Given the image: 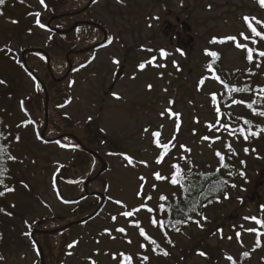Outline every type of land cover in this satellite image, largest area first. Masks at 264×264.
<instances>
[{
    "label": "rangeland",
    "instance_id": "374dc122",
    "mask_svg": "<svg viewBox=\"0 0 264 264\" xmlns=\"http://www.w3.org/2000/svg\"><path fill=\"white\" fill-rule=\"evenodd\" d=\"M257 8L255 0H101L91 9L92 16L87 18L85 14L81 21L94 20L103 29L101 41L110 34L112 44L92 56L93 61L88 67L70 74L65 81H58L59 89L49 93L46 85H51V72L46 60L38 52L28 57L27 51L46 50V40L50 42L51 36L45 27L51 17L42 16L44 8L39 0H23V3L16 0L11 4L0 19V46L10 44L22 58L28 57L29 68L46 83L47 114L46 108L45 112L42 109L34 111V98L28 101L33 117L45 113L42 133L47 139L68 137L65 142L70 147L74 146V138H78L103 158L107 169L101 173L102 164L99 166L91 160L93 170H98L97 176H92L96 180L93 185H90L92 177L84 187L63 183L62 195L67 200L80 198L82 201L84 190L90 194V198L78 205L76 201L67 204L55 189L54 174L59 167L72 166L80 155L78 150L43 145L34 123L15 131L20 142L11 144L15 157L13 174L19 176L20 182L14 187L12 196L9 194V202L0 205L4 210L0 211V228L5 231L7 239L12 236L21 239L5 249L9 264H38V254L29 243L30 227L34 228L38 222H46V226L42 228L41 223L36 229L55 233L49 240L40 238L44 249L50 247L47 248V260L42 251L45 264H92L93 261L95 264H123L125 256H130L136 264H231L232 259L250 249L251 252L254 250L251 263L264 264V226L245 219H264V139L256 144L255 160L247 162L246 172L251 185L233 191L223 205L208 213L214 220L213 233L207 231L203 234L200 229L193 228L175 236L177 242L167 236L160 229L159 205L170 200L177 189L154 177L157 171L161 176L169 177L176 171L172 164L190 159L206 167L216 165V152L223 151L229 141L236 151L245 150L232 133L215 129L219 117L211 102L221 86L208 78L207 60L200 48L215 45L223 53L224 67L229 70L249 68L251 63L245 57L246 51L237 44L264 51V44L254 48L241 34L244 29L241 18L246 14L264 19V11ZM35 12H40L44 28L36 25L35 16L30 15ZM30 30L33 31L31 35L27 34ZM213 37L235 39L233 45L218 46L209 43ZM58 41L59 38L55 37L52 43L51 70L59 79L68 72L58 77L59 64L68 62L73 67L85 61L89 54L76 60L75 57L85 48L74 49L75 40L71 37L62 44L64 49L57 46ZM162 50L166 56L162 55ZM153 57L161 66L148 64L144 70L139 69L141 62ZM13 63L10 56L0 53V76L18 79L23 88L18 92L13 90V93L24 97L31 95L35 84L30 72L21 71ZM258 64V76L264 85V57ZM64 98H69L70 103L55 110L56 104H65ZM161 112L165 113L163 118ZM9 123L13 128L16 125L15 120ZM208 124L212 125L210 130ZM89 126L99 127L102 131L100 139L89 136ZM258 131L264 134L260 125ZM205 135L209 137L207 141L202 139ZM74 141L76 145L79 143ZM157 141L161 145L170 144V149L165 152L163 147L157 146ZM254 148L251 146L248 150ZM161 156L163 161L157 164ZM182 166L186 167V164ZM74 172L71 171L69 176ZM83 172L80 169L75 176L80 178ZM94 192L102 199L94 198ZM161 196L165 199L161 200ZM92 206L97 207L96 210L101 208V211L87 223H79L96 212L88 214L90 210L82 209ZM148 208L153 211L149 213ZM126 211L133 215L123 216ZM9 212L12 215L6 214ZM152 220L156 221L155 225ZM120 228L125 231L119 232ZM140 229L144 235L140 234ZM237 232L241 234L239 237ZM257 233H260L259 239ZM153 238L158 241L156 249L151 244ZM169 239L174 242L173 247L172 244H163ZM201 246L203 256L198 254L200 251L195 252ZM157 248L160 253H155ZM164 251L169 254L163 255ZM144 256H148L147 261L143 260Z\"/></svg>",
    "mask_w": 264,
    "mask_h": 264
},
{
    "label": "trees",
    "instance_id": "16d2710c",
    "mask_svg": "<svg viewBox=\"0 0 264 264\" xmlns=\"http://www.w3.org/2000/svg\"><path fill=\"white\" fill-rule=\"evenodd\" d=\"M90 1L91 0H44V4H42L44 8L42 16L47 15V17L49 18L53 16H60L55 21H53L52 26L54 28L65 31L73 27L75 24L78 25L69 33L64 34H60L56 30L50 29L48 26L45 27L46 31L50 33V42H47L46 40V53H38H41V55L46 60V66L47 55L50 58L51 64H53V52L51 51V48L54 46L52 43L55 41V37H58L60 40L57 43V46H61L60 48H63L62 44L66 43L69 37L75 40V45L73 47L74 49L80 47L85 48L83 52L78 53V55L75 57L76 60L78 59V57H83L84 55H86V53H88L90 56V54H93L96 51V49H93L92 47L101 42L103 29L98 26L97 23L92 19H88V22L81 21L83 15L85 14L87 18H90L92 16L91 9L101 0H92L91 3ZM14 2H16V0H6V3L4 5H0V10H2L3 12V14L0 15V19L6 14L7 10H9L11 4H13ZM255 2L258 7L257 9L263 12L264 6L261 5L260 0H255ZM244 17H249L253 26L257 27V30L262 33H264V19H260L254 14H246L241 18L244 26V29L241 31L242 36L247 37V41L254 48H258V45L264 44V37H256V42L253 43V34L248 27L249 21H246ZM40 19H42V17ZM257 21H259L260 23L257 24ZM32 33V30L27 31V34L29 35H31ZM213 38H216L217 41H219L225 39L226 37ZM213 38L209 41L210 44H213L211 43ZM109 39H113L110 34H108L107 40L104 44L108 45ZM233 43L234 39L225 40L224 43L218 42L216 44L220 46L233 45ZM78 44H81L82 46H78ZM244 45L245 47L242 48H244L246 51V57L247 46L246 44ZM9 49H11V51H9ZM30 50L27 51L28 57L37 53ZM200 50L207 60L205 68L207 70L208 78L217 81L221 86V89L218 90L215 94L216 99H212L211 102V105L215 109V111L217 108H219V112L216 111L219 120L215 129H224L226 132L232 133L236 139L240 140V146L247 149V151H236L235 148L232 147L233 144L229 141L225 146V149L223 151H219L220 156H218L217 158L216 165H208V167H206L205 165L200 164L197 160L192 159L191 161L190 159L179 163L182 171V180L177 185H172L170 182L171 176L175 174V171L174 173L172 172L169 177H165L166 180H164L163 182H167L171 186V188L177 189V192L176 194H174V196H170V200L164 202L165 211L159 212L158 217L159 221L164 220V226L160 227V229L164 231L167 236L173 238L175 242H177L175 236L181 235L182 233L190 231L193 228L200 229L201 231H203V234L207 233V231L213 233V231L215 230L214 228H212L214 220L208 216V213L223 205L224 201L232 195L233 191H238V189L244 190L251 185V180H249L248 173L246 172L247 162L255 160V157L257 156L256 151L258 150L256 144L260 139H264V134L258 131L259 125L260 128L264 130V116L259 114L260 112L264 111V92L260 91L261 89H264V85H262V83L260 82V76H258L257 68V64L263 60V57H260L258 54L260 51L253 49V59L250 62L248 61L249 63H251V66L249 68L243 70H229L224 67L223 53L221 52V50L217 49L215 45L213 48L205 47L200 48ZM212 52H215L217 54V58H213L212 56L207 54ZM0 53H4L6 56H10L12 61H14L13 64H15L21 71L24 72L28 70V63L26 65L24 63V61L28 60V57L22 58L19 51L14 49L12 45L7 44L4 46H0ZM89 56L85 61H80L78 62V64H75L70 74L79 71V69L85 67V65H87L89 62L91 63L94 57L91 56L89 58ZM58 69L60 70V72L57 75L58 77H62L61 75L65 74L68 70V62H65V64H59ZM30 77L34 81L35 87L31 92V95H25L26 97H24L19 93L15 94L12 92L13 90L17 91L19 88H23L19 86L18 79L10 76H0V81H4V83H0V132H3L4 136L6 137L5 139H0V144H3L7 149V151L3 154L2 157H0V159L3 160L4 166H6L8 169V172L4 177L5 183L9 187L14 188L17 187L20 182L19 176L13 174L14 160L9 159V156L14 157L11 144L16 141L14 138L15 136H17L15 134V131L18 132L19 130H21L20 128L23 129L25 127L23 125L27 121L31 120L36 125L40 141L43 145L49 146L54 144L58 146L60 145L62 146V148H74L75 150H78L80 154L78 159L74 160L72 166H58L59 168L54 174L55 189L57 190V192H62L61 188L63 183L68 184L72 187L77 185H80V187H84L88 178L92 176L95 177L98 174L97 169L93 170L92 161L98 163L99 166L101 165V163L98 159L91 156L85 150L79 148L73 139L72 140L74 146L70 147L67 146V143L65 142V140L69 139L68 137H62L58 139L56 144L49 143L41 138V133L44 130L45 126V113L33 117V113L30 112V108L28 107V101L34 98V111H39L42 109L45 112L46 92L44 86L46 85V83L41 77L39 78L44 84H41V82L35 79L34 76ZM50 81L51 85H46L47 91H49V93L55 88L59 89L60 86V83L52 79V76H50ZM244 87H247L249 90L245 92H234L232 90L234 88ZM66 99L67 98L63 99V101H65L63 107L69 104V98L67 100ZM21 102H23V104ZM53 102H55V100H53ZM249 104H252L251 108L248 107ZM61 105L62 104H56L54 107L55 110L62 109L63 107H61ZM238 109H241L240 113L237 112ZM22 115H24L26 118H24ZM51 119L52 117L50 113L49 125ZM14 120L16 121V125L13 128L9 122ZM245 121H248L249 123L246 124ZM18 125L21 126L18 127ZM239 128H244L245 131L243 134L238 131L235 133L230 131V129ZM87 129L89 136L91 138H95V140H98L100 134L102 135V131H100L98 126H96L95 128L89 126V128ZM249 129H251L252 132H256L257 135H250ZM51 130L53 131V129ZM245 134H248V139H244ZM251 146L255 148L252 150H248V148ZM221 156L223 157L222 160ZM181 164H186V167H183ZM224 165H227V167H224ZM80 169L84 170V172L82 173V175H80L81 177L79 178V176L75 175L79 174L78 171ZM73 170H75V172L71 176H69L70 172ZM102 175H100V177ZM100 177L97 180H99ZM95 182L96 180L94 181L92 177L90 180V185H93ZM185 189H187V191H185ZM0 190H3V186H0ZM95 191L97 190L95 189ZM103 191V194H105L106 186L105 190L103 189ZM9 194L12 196L13 191L6 193L4 197H0V205L9 202ZM93 194L94 198H97L99 200L102 199L99 193L94 192ZM88 198H90V194L85 192L84 190L81 197L82 201L79 200L78 203L80 204ZM87 208L82 209H86L87 211L90 210L88 212L89 214L94 212L97 207L92 206L89 209ZM192 208H195L194 212L190 211V209ZM177 221H179V223H177ZM195 221H199V225ZM38 223H42V228L46 226V222ZM85 223L87 222H82V224ZM200 225H202V227ZM35 227H37L36 224L34 228L32 226L30 227L31 232L36 229ZM177 229H179V231H177ZM54 234L55 233H39L36 235L35 239H32L30 236L29 243L38 254V264H41L42 262V256L40 252L44 251L45 260L48 259L47 248L49 247L48 246L46 249H44V244L40 241V238L42 237L49 240V238L53 237ZM22 235L24 236V234ZM153 239L158 242L155 238ZM15 240L20 241L21 239L15 238V236L9 237V239H7L5 231L0 228V264H9L6 261L7 251L5 249H8ZM37 243L38 245H40V249L38 248ZM165 243H168L169 245L172 244V247L174 246V242L172 240L171 243H169L168 241H164L163 244ZM156 247L157 244L155 245V249ZM202 249L203 247L201 246V248L199 250H195V252L197 253V251H200ZM253 251L251 252V249L245 251L239 258L232 259L231 264H252L251 259L253 257ZM200 252H198V254ZM155 253H160V250H158L157 248ZM245 253H248V255H245ZM170 254L174 256L171 251ZM123 264H128V262L126 261ZM131 264L136 263H133L131 260Z\"/></svg>",
    "mask_w": 264,
    "mask_h": 264
},
{
    "label": "snow or ice",
    "instance_id": "6c2138e0",
    "mask_svg": "<svg viewBox=\"0 0 264 264\" xmlns=\"http://www.w3.org/2000/svg\"><path fill=\"white\" fill-rule=\"evenodd\" d=\"M20 2L23 3V0H20ZM39 2H40L41 4H44V0H39ZM260 2H261V5L264 6V0H260ZM5 3H6V0H0V5H4ZM2 14H3V12H2V10H0V15H2ZM30 15H34V16H35V18H36V19H35V23H36V25H38L40 28H44V27H45V25H44L43 23H41V20H40V16H41V14H40V12L30 13ZM244 19H245L246 21H249V23H248V27L250 28L251 33L253 34V41H252L253 43L256 42V41H255V38H256V37H264V33L258 31V30H257V27L253 26V24H252V22H251V20H250L249 17H244ZM12 22H13V23H16V21H12ZM256 23L259 24L260 22L257 21ZM233 39H235V38H234V37H226V38L223 39V40H219V41H217L216 38H213V40L211 41V43H213V44H216V43H218V42H219V43H224L225 40H233ZM244 39L247 40L248 38H247V37H244ZM111 42H112V40L109 39V43H111ZM237 47H238V48H240V47H245V45L237 44ZM147 50H148V51H153L152 49H147ZM9 51H11V49H9ZM206 52H207V50H206ZM207 54L210 55V56H212L213 58H217V54H216L215 52L207 53ZM258 54H259L260 57H264V51H260ZM162 55L166 56L167 53L164 52V51L162 50ZM246 59H247L249 62L252 61V59H253V49H252V48H248V49H247ZM114 62H115V63H119V61H114ZM148 64H151V65H153V66H161V65H157V64H156V57H153V58H152L151 60H149V61L141 62V63L139 64L138 67H139L140 70H144L145 67H146ZM257 67H259V64H257ZM0 83H4V81H0ZM200 83L203 84V80H201ZM38 87H39V86H38ZM148 87H149V89H151V85H149ZM232 90H233L234 92H245V91H248L249 89H248L247 87H244V88H234V89H232ZM260 91L264 92V89H261ZM114 95H115V94H114ZM117 98H119V97H117ZM212 99H213V100L216 99V97H215L214 94H213V96H212ZM21 103L23 104V102H21ZM69 103H70V101H69ZM61 107H63V105H61ZM248 107L251 108V107H252V104H249ZM216 111L219 112V108H217ZM254 111H255V110H254ZM259 114L262 115V116H264V111L260 112ZM160 115H161V117L163 118L164 115H165V113H164V112H161ZM89 120H91V117H89ZM197 122H199V121H197ZM30 123H34V122L31 121V120H29V121H27L23 126H27V124H30ZM245 123L247 124V123H249V122H248V121H245ZM19 126H21V125H18V127H19ZM178 127H179V125H177V128H178ZM207 128L210 130V129L212 128V125H211V124H208V125H207ZM145 131H147V129H145ZM230 131L233 132V133H235V132L238 131V132H240L241 134H243L245 130H244V128H239V129H230ZM194 132H195V130H194ZM249 134L252 135V136H256V135H257V133H256V132H252L251 129H249ZM156 135H159V133H156ZM5 138H6V137L4 136V133H3V132H0V139H5ZM14 138H15L16 141H19V139H20V137H19L18 135L15 136ZM202 139L205 140V141H207V140L209 139V137H208L207 135H205V136L202 137ZM244 139H248V134H245V135H244ZM157 146H158V147H163V148L165 149V152H167V151L170 149V147H171V145L168 144V143H164V144L161 145L159 141H157ZM180 147H181L182 149H185V146H184V145H180ZM185 150H186V151H190V149H185ZM6 151H7V149L4 147V145H3V144H0V157H2L3 154H4ZM245 151H247V149H245ZM216 155H217V156H220V152L217 151V152H216ZM9 159L15 160V157L9 156ZM222 159H223V157L221 156V160H222ZM162 161H163V156L159 157V158L157 159L156 163H157V164H160V163H162ZM171 167H172L173 169H175L176 171H175V174H173V175L171 176V181H170V182H171L172 185H177V184H178L179 182H181V180H182L181 166L177 163V164H172ZM224 167H227V165H224ZM7 172H8L7 167L4 166V162H3V160L0 159V186H3V190H0V197H4V196L6 195V193H9V192L14 191V188L9 187V186L5 183V179H4V177H5V175L7 174ZM154 177H155V179H156L157 181H164V180H166V178H165L164 176H161V174H160L158 171L154 173ZM141 180H144V178L141 177ZM222 183H223V182H222ZM233 186H234V185H233ZM153 187H155V185H153ZM185 191H187V189H185ZM138 194H139V193H138ZM148 199H151V197H148ZM160 199L163 200V199H165V197L161 196ZM116 203H120V201H116ZM13 207H14V206H13ZM0 211H4V210H3V209H0ZM147 211H148L149 213H151V212L153 211V209H152V208H148ZM159 211H160V212H164V211H165L164 205H159ZM190 211H193V212H194V211H195V208L190 209ZM6 214H7V215H12V213H10V212H9V213H6ZM132 215H133V213H132L131 211L123 212V216H125V217H131ZM113 219H115V217H113ZM245 219H246V220H247V219H252L253 221H255L256 224L261 225V226H264V219H257L256 217H251V218L245 217ZM195 222L199 225V221H195ZM155 223H156V221H155V220H152V224L155 225ZM177 223H179V221H177ZM160 225H161V227L164 226V220H161V221H160ZM200 226L202 227V225H200ZM241 227H242V226H241ZM105 231H107V230H105ZM118 231H119V232H124L125 230H124V228H120V229H118ZM177 231H179V229H177ZM221 231H222V230H221ZM249 231L256 232L257 230H256V229H250ZM140 234H141V235H144V231H143V229H140ZM240 235H241L240 232H237V233H236V236H237V237H239ZM259 235H260V233H257L258 239H259ZM229 239H231V237H229ZM168 242L171 243V240L169 239ZM129 243H131V241H129ZM151 244L156 245V241H155V240H152V241H151ZM141 246L143 247L144 245H141ZM157 247H158V245H157ZM168 254H169V253H168L167 251H164V252H163V255H165V256H167ZM199 254H200L201 256L205 255L204 252H200ZM120 255H121V256H124L123 253H121ZM245 255H248V253H245ZM113 259H115V254L113 255ZM124 259L128 262V264H131V260H132V258H131L130 256H125ZM229 259H231V257H229ZM143 260H144V261H147V260H148V256H144V257H143ZM92 264H95V261H93Z\"/></svg>",
    "mask_w": 264,
    "mask_h": 264
},
{
    "label": "water",
    "instance_id": "95a60500",
    "mask_svg": "<svg viewBox=\"0 0 264 264\" xmlns=\"http://www.w3.org/2000/svg\"><path fill=\"white\" fill-rule=\"evenodd\" d=\"M91 2H92V0L90 1V3H91ZM59 17H60V16L52 17V18L49 20V22H48V26L51 27V23H52L54 20H56L57 18H59ZM76 26H77V24H75L72 28H70V29H68V30H66V31H61V30H57V31H58V33H61V34L68 33V32H70V31H72ZM52 29H53V28H52ZM34 50H40V49H34ZM34 50H33V51H34ZM47 60H48V67H49V70H50V72H51V74H52V77H53L54 79H56L57 81L61 82V81H63V80L69 75V73H70V71H71V69H72L71 64H69V70H68V72L66 73V75L63 76L62 78L57 79V78L53 75V72H52V70H51V62H50V58H49L48 55H47ZM47 107H48V98H47V102H46V114H47ZM42 136L44 137V133H43ZM49 142H50V140H49ZM79 144H80V146H81L85 151H87L89 154H91V155L94 156L95 158H98V159L102 162V166H103V168H102V170H101V173L104 172V171L106 170L107 163L103 160V158H102L97 152L92 151L91 149L87 148L82 142L79 141ZM88 182H89V180L87 181V183H88ZM70 202H71V201H70ZM94 215H95V213L92 214L91 216L85 218L83 221H88V220H90ZM37 232H38V231H34V232L32 233V237H35V234H36ZM39 247H40V246H39ZM41 264H45V261H44L43 258H42V262H41Z\"/></svg>",
    "mask_w": 264,
    "mask_h": 264
},
{
    "label": "flooded vegetation",
    "instance_id": "af4514ba",
    "mask_svg": "<svg viewBox=\"0 0 264 264\" xmlns=\"http://www.w3.org/2000/svg\"><path fill=\"white\" fill-rule=\"evenodd\" d=\"M112 43H109L107 46H98V47H96L95 49H96V51L93 53V54H90V56H89V58L91 57V56H96V53L99 51V50H101V49H105V48H107V47H109L110 45H111ZM39 52H41V51H39ZM89 65L87 64V65H85V67H88ZM84 67V68H85ZM36 70V69H35ZM37 71V70H36ZM31 72V75L32 76H37L36 75V72L33 70V71H30ZM123 75H124V73H123ZM50 76H52V75H50ZM70 76V75H69ZM119 78V77H118ZM116 78L114 77V82H116ZM115 85V84H114ZM113 90V88L110 90V91H112ZM109 92V91H108ZM108 92H106V93H108ZM78 138H74V140H77ZM77 142V141H76ZM77 146L79 147V148H81L78 144H77ZM39 230H42L41 228H38Z\"/></svg>",
    "mask_w": 264,
    "mask_h": 264
}]
</instances>
